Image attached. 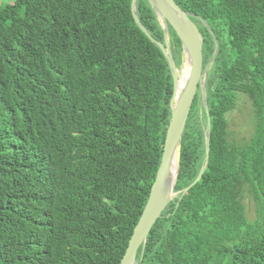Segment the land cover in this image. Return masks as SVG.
<instances>
[{"label":"trees","instance_id":"16d2710c","mask_svg":"<svg viewBox=\"0 0 264 264\" xmlns=\"http://www.w3.org/2000/svg\"><path fill=\"white\" fill-rule=\"evenodd\" d=\"M203 36L176 196L136 264H264V0H175ZM132 0L0 5V264H120L161 162L174 79ZM140 20L164 42L149 0ZM176 65L182 41L168 24ZM216 39L219 51L210 63ZM242 95L253 127L236 139Z\"/></svg>","mask_w":264,"mask_h":264},{"label":"water","instance_id":"95a60500","mask_svg":"<svg viewBox=\"0 0 264 264\" xmlns=\"http://www.w3.org/2000/svg\"><path fill=\"white\" fill-rule=\"evenodd\" d=\"M149 2L162 23L165 36L164 42L154 38L140 20L137 11V0H132L131 9L137 24L152 41L159 45L169 63L174 79V90L170 101L171 119L167 128L161 162L156 173V178L151 187L148 201L133 230L127 250L120 264H136V255L139 248L144 247L153 224L161 216L168 203L176 195L175 185L179 172L182 136L191 105L198 89L202 92L203 103L207 112L208 120L206 129V161L196 179L187 186L185 190H188L199 181L210 161L211 115L206 95L207 69H203L204 36L197 23L192 19V14L183 9L175 0H149ZM168 24L173 27L182 41L185 53L183 67L187 63H189L190 66V72L182 90H178V83L180 80V71L183 67L179 69L173 57L169 42ZM218 51L219 42L216 39V49L211 62L214 61ZM174 164L176 174L175 179L171 181L169 172Z\"/></svg>","mask_w":264,"mask_h":264},{"label":"rangeland","instance_id":"374dc122","mask_svg":"<svg viewBox=\"0 0 264 264\" xmlns=\"http://www.w3.org/2000/svg\"><path fill=\"white\" fill-rule=\"evenodd\" d=\"M13 1L14 0H0V5H4L7 2H13ZM251 109H252L251 103L248 100V97L246 95H242L236 109L228 115L230 130L232 135L236 139H243L250 137L253 127Z\"/></svg>","mask_w":264,"mask_h":264},{"label":"bare ground","instance_id":"6f19581e","mask_svg":"<svg viewBox=\"0 0 264 264\" xmlns=\"http://www.w3.org/2000/svg\"><path fill=\"white\" fill-rule=\"evenodd\" d=\"M189 72H190V66H189V63H187L186 65H184L183 69L180 71V80L178 83V90H182L183 85L186 82L187 76L189 75ZM175 174H176V171H175V164H174L172 165L171 170L169 172V177L171 181L175 179Z\"/></svg>","mask_w":264,"mask_h":264},{"label":"flooded vegetation","instance_id":"af4514ba","mask_svg":"<svg viewBox=\"0 0 264 264\" xmlns=\"http://www.w3.org/2000/svg\"><path fill=\"white\" fill-rule=\"evenodd\" d=\"M210 63H211V61H210ZM208 69H209V66H208ZM208 69H207V76H208Z\"/></svg>","mask_w":264,"mask_h":264}]
</instances>
